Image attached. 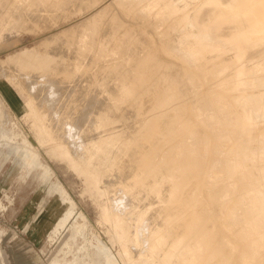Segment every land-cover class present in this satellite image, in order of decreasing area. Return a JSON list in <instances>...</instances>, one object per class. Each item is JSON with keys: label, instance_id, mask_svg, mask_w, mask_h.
Returning <instances> with one entry per match:
<instances>
[{"label": "rangeland", "instance_id": "374dc122", "mask_svg": "<svg viewBox=\"0 0 264 264\" xmlns=\"http://www.w3.org/2000/svg\"><path fill=\"white\" fill-rule=\"evenodd\" d=\"M146 1V5L144 4L146 8L148 5H152L154 4L153 2H156V0ZM125 2H128L126 3L127 5L125 4ZM263 2L264 0H260L259 2H257V4ZM129 4L130 1H121L114 4L112 3V0H0V22L3 23V25L0 26V98L3 100V107L0 110V264H143L138 252V257L136 256V250L132 246L131 239L124 237V233L120 227L121 225L113 221L111 218L113 209V195L108 193L109 189L107 187L106 181H104L106 179L103 174L98 173L97 176H92V174L90 173H85L78 166L76 158L70 151L69 147L64 144L62 140L60 141V147L54 145L53 136L49 135V133L47 132L46 120L49 111L51 114L50 119L52 118L54 120V124L56 123L58 125L59 122H63V126L66 128L60 131L63 135L66 136L71 133H80L79 127L83 125V117L88 118L90 115V93L92 91L94 98H98L97 101L99 100L98 102L95 101L96 99L94 100L95 103H97L95 108L97 111V107L101 105L100 101L102 99L105 102L109 100H112L114 102L119 98V104L124 107L122 108V111L123 113H125H121L120 115L122 117H125L121 119L123 121V124L118 123V125H121V128L122 126H125L127 128L130 127L129 129L130 131L132 129V134L135 132L132 137L135 138L136 134L137 137H139V142L136 144V148L139 151V156L143 158H139V165H143V167L145 166V170L147 171L153 169V174L164 172V175L167 173L166 175H169L170 177L174 175L177 177L175 179L178 182L175 183L174 181L173 185L174 199L172 198L170 205L168 203L165 206V210L167 213L168 211L173 209L169 212V223L172 226H175L177 222L176 225L179 224L178 226H180L181 224L182 227L184 224L183 228L185 229L186 227V231H188L187 234L190 236L189 238L187 237V240L195 237H207V246L203 250L204 252L202 251L203 257L207 258L204 259L202 257V264H225L228 262H230L231 264L233 263L232 261H234L235 264L236 262H243L241 264H264V254H261L264 253V213L263 211H260L259 213L254 215L255 213L253 211L261 208L262 206L259 202L256 201L257 198H260L258 193H254L252 191V189L254 188L253 179H255L253 171L251 172L250 170H248L249 166H246L248 165V161L244 160V157L249 155L252 160H254L258 165V168L261 169L262 167H264L263 147L256 146L254 151L246 148V146L252 145V140L257 136L256 134L257 132L259 133V130L263 129L261 131L264 132V123H262L263 127L260 124L257 128H247L246 130V126L245 124H243L245 121L244 119L243 121L241 120L243 118L241 117V108L243 111L250 114V111L252 110H260L264 102L263 83L261 81V78L264 75V43L244 40L243 37L238 35V33L235 34L234 32H232V26H227L223 31V34L225 36L232 37V40L218 41V36L216 35L218 23H214L209 26V30L212 36L215 37L214 42L227 48L225 49L224 55H222V58H212L206 65H203L204 67H202L198 63L192 62L193 64H191L188 58L186 57V61L184 58L185 56L183 57L182 54L183 51H188L190 47L189 43L191 42V40L188 37V32L179 34V40L175 43V33L178 32L179 25L173 23V20L171 22V18L169 17V15L158 14L157 12L153 13L154 15H151L149 8H147V10L145 9L146 11L142 10L143 5H140V2V11L139 8H137L136 4V7L135 5L129 7ZM5 5L7 6L6 9H4ZM126 7L127 9L125 10ZM99 10H102L103 12L99 17L94 19L93 15ZM108 10L110 12H108ZM32 11L34 13H32ZM111 11L113 14L111 13ZM146 12L148 13L146 14ZM209 13L210 10H206V15L202 17V21H208L207 16L209 15ZM122 15L123 17L121 18ZM131 15H133L134 17ZM31 16L33 17L31 18ZM165 16L168 18V20H170L169 22H167L168 20H166L167 18ZM106 19L107 21H105ZM131 21H133V25L130 24ZM128 22H130V26L128 25ZM152 27H154V29ZM234 28L236 27L234 26ZM107 29L109 30L108 35ZM150 32L151 34H149ZM126 33L128 34V37L125 35ZM152 33L154 36L152 35ZM132 34H134V36ZM53 35H58L57 40ZM48 37H51L50 40H52V43L49 39L48 41L45 40ZM117 38H120L121 40ZM125 39L126 42L123 43ZM118 40L120 43L119 46L118 43L116 44ZM44 41L47 42V44L49 43V45L47 48L45 47L46 49L44 51H42L38 60L42 61V57L44 58L48 56L50 61L48 65L45 66L40 63H32L33 60L10 62L4 64V61H6L10 56L21 54L25 51L30 52L35 49V47L38 48V45L39 47H41ZM101 45L104 48L103 52H101ZM174 46H176L175 49ZM122 47L124 50L122 49ZM161 47L162 50H160ZM172 48L173 50H178L179 52L173 51ZM177 52L178 54L176 55ZM164 54L165 57L162 56ZM239 56H241L248 62H255L257 64L255 68L258 71L257 73H253L251 75L247 74L246 77L244 76V78L246 79L245 85L244 82L240 84L238 90V92H240L241 94L238 93V97H234L235 93L232 94L231 92L225 91L222 86L226 81V77L229 76V79H231L230 75L232 76V74L235 73L234 71L236 69V63L235 65H233L234 63L230 62L231 60H228L229 57H231L233 59L232 61L234 62L236 59H238ZM181 57H183V59ZM224 57L227 60H225ZM163 59L165 60V62L168 61L167 63L170 68H168V65L164 63ZM144 60L145 62H142ZM194 60L199 61V58L195 57ZM215 61H218V65ZM214 62L216 63V66H214ZM159 63L163 65H160ZM170 64L172 66H170ZM103 65L107 67L105 68ZM133 65L136 66L135 69L133 68ZM164 65L165 67H167L165 68ZM111 66L112 68H110ZM208 66H210L209 69ZM211 67L213 68L210 69ZM215 67L216 70L214 71ZM229 67L231 68V70L229 69ZM106 69L107 75H105V79L104 75H101L102 73H104L103 71H106ZM130 70L132 71L130 75L129 73L126 74V72H130ZM192 70L193 73H191ZM159 72L161 74L165 72L166 74L161 75ZM230 72H232V74ZM139 73L141 74L139 75ZM210 73L213 74L211 75ZM121 74L124 75V77L126 76V80ZM160 75L162 76L161 78L158 77ZM186 75H188L187 77L190 81L188 82L189 84L186 83ZM101 77L103 78L101 79ZM208 77L210 78L209 81L212 80V83L213 81L217 82V87L215 82L214 84H212L208 81ZM213 77L215 78V80H213ZM233 78H235L234 75L232 79ZM120 79L122 80V82L125 80L126 83L124 81L123 84H121L122 82ZM146 79L147 81L145 83ZM217 79H220L222 81H217ZM136 80L138 81L136 82ZM176 81L177 84H175ZM220 82L222 83L220 84ZM117 83L118 85H116ZM132 83H134V86L132 85ZM149 83L151 84V88ZM161 83L164 86L166 85L165 87L167 88H164V86L162 87ZM178 84H180V86ZM108 86L109 89L107 88ZM176 86H178L179 91L178 89H176ZM113 87L118 90L117 95H119V97H115L117 90ZM203 87L206 89H203ZM147 88L150 91L147 90ZM184 88L185 92L183 91ZM120 89L122 92H120ZM132 89L136 90L132 91ZM207 89H209L210 91ZM258 89H260V92ZM76 90H78V92H76ZM97 90L100 91L98 92ZM200 90L201 92L203 91V93L205 92V90L209 92H205V94L202 93L201 96ZM251 90L253 92H249ZM198 91L200 95L199 98L197 95ZM219 91H222L221 93L224 92V94L218 93ZM162 92L165 96L162 94ZM137 93L139 94L138 99H136L138 96ZM140 93L142 97H140ZM190 93H194L193 98L197 95L196 99L191 98ZM94 94L98 95V97ZM170 94L176 96H172ZM231 94L233 96H231ZM30 95L37 97L42 102L43 107H40L37 103L29 104L31 99ZM168 95L170 96L167 98ZM203 95H206V97L204 98ZM208 95L210 97H208ZM187 96L193 99V101H190L189 99L187 102ZM104 97L106 98V100H104ZM143 97L146 98L144 99V102L142 101ZM228 97L231 98V101H233L234 104H232L233 102H229ZM155 98L157 100H155ZM174 98L177 100V102ZM232 98L234 99L232 100ZM61 99L64 100V103H67L65 106H63V109L62 106L59 108ZM164 99L166 100L164 101ZM222 99L223 101L225 100L224 103ZM127 100L129 103H127ZM206 100L209 104L206 102ZM139 101L140 105H138ZM179 101L182 103V105H180L181 103L179 104ZM183 101H186V105ZM130 102H132V104L134 103V105L132 106ZM149 102L153 104L151 105ZM236 102H238L239 104ZM146 104L148 105V107ZM173 104L175 105V107ZM187 104L189 105V108ZM215 104L218 105L216 106ZM170 105L173 106L170 107ZM213 105H215L216 108ZM138 106H140L142 110L138 109ZM150 107L152 108V110ZM166 107H170L171 110L169 109V111H167L168 108ZM46 108L48 109V111ZM125 108L126 110H128V108L131 109L132 111H134V113L131 110L126 111ZM59 109L61 114H59ZM84 109L86 110V113L85 111H83ZM177 109L179 112L177 111ZM190 109L194 112H191ZM96 110L95 112H97ZM161 110L162 113H160ZM187 110L190 113H188ZM231 111L232 113H230ZM70 112L75 115V119L73 122H70L67 119V116L71 114ZM127 112L130 114H128ZM149 112L150 115H152L151 117L149 115ZM3 113L4 115H6L4 116ZM126 113L128 115H126ZM132 114L136 115L134 116L136 118H134ZM52 115H55V118ZM129 115L134 118V120L132 121L133 123L130 121L133 118H131V116ZM157 115H159L158 119ZM172 115H174V117ZM186 115H188V119H186ZM143 117L146 119L143 120ZM147 117L149 119H147ZM203 117H205V119L207 120H205ZM155 118L157 119V121ZM175 119H178V121H176ZM38 120L39 123H37ZM193 120H195V122H193ZM117 121H119V119ZM137 121L140 123H138ZM164 121H166L167 123L165 122L164 124ZM172 121H174L173 124L171 123ZM237 121L240 122L238 123ZM113 122L116 121L113 120ZM142 123H145L146 125L143 127ZM175 123H177L176 125L179 126H176ZM147 125L150 129H148ZM155 125L158 126L155 127ZM133 126L136 127L134 132ZM171 127H173L174 129ZM201 127H204L205 130L203 131ZM151 129L153 130V132ZM201 129L203 131L201 133L202 135L203 133L206 135L208 132L209 134H207L206 136L204 135V137L201 134H199L201 137L198 134H195V136L199 137V139L193 136L195 133L194 131H199L200 133ZM169 130H171L172 132ZM185 131L186 133L190 134L184 133ZM229 131H232L230 132L232 133L231 135L230 133H228ZM237 131L240 133L237 134ZM182 132L186 135L184 136ZM249 132L250 134L247 135V133ZM180 133L182 135H180ZM217 133L219 137L217 136ZM235 133L238 136L235 135ZM143 134H147L146 137L142 136ZM167 134L170 135L167 136ZM243 134L247 137H244ZM155 136L156 139H154ZM179 136H182V139L179 138ZM211 136L214 139V141H212L213 144L211 143ZM147 137L149 138L146 139ZM248 137H250V140L248 139ZM24 139L28 140L33 148L38 152L41 164L33 162V155L29 154L28 147L25 145ZM144 139L146 141H144ZM149 139H151V142ZM64 140H70V138H64ZM163 140L166 143H164V145ZM188 140H190L191 142ZM198 140V143L200 144H197L196 141ZM170 142H172L173 145ZM145 143V146H140V151L139 145H144ZM231 144H233V146H231ZM152 145H154V147ZM158 145H162L161 149H158L160 148ZM170 145H172V147ZM188 145L191 147V150H189L190 147H188ZM199 145L200 148H198ZM212 146H214V149ZM152 148H156L155 150L157 152ZM175 149L178 150L176 151ZM226 149L230 150L227 151ZM210 150L211 152L209 154ZM169 151L173 152L171 153ZM150 152H153L152 154L154 156ZM140 153H142V156L140 155ZM189 154H192V157ZM168 155L171 157H169ZM208 156L210 159L208 158ZM146 158L149 159L148 164L151 159V164L147 165V161L144 162V159L147 160ZM192 158L193 160H195V158L197 159L195 160V163ZM166 159L169 160V162ZM181 159L183 161H181ZM176 162H178L177 165H180L179 167H177ZM179 162L182 164H179ZM184 163L185 165H188L187 167L189 168H187ZM188 163H191V165ZM192 163L195 164V166L192 165ZM197 165H199V167ZM183 166L187 168L186 171ZM193 166L197 170L194 169ZM153 167L159 169H154ZM204 169L208 172V174H206L207 172ZM214 169H216L217 171ZM210 170H214L216 172ZM222 170H224V172ZM240 173H242V175L244 174L243 177L242 175H240ZM215 174L216 176H214ZM249 174L251 176H249ZM150 176L151 177L149 178L148 175L147 178L152 179L153 175L150 174ZM179 176L180 178H178ZM188 178H190L191 180H188ZM237 179L241 180V182H238ZM197 180L200 184H202L200 185ZM206 180L207 182H204ZM56 182L60 183V185H62L66 189L67 193L72 199L75 209L70 207L71 205L69 202L63 201L62 195L58 190H56ZM194 183L195 185H191ZM236 183H238L239 185ZM178 184H180V186ZM183 184L184 186L185 184L186 186H189V193L188 189H186V186L184 187ZM235 185H237V187ZM241 188H245L244 191L246 192L244 193ZM246 188L249 190H247ZM202 189L204 190V192L207 190L205 194H209H207L208 196H206V198H204L205 195H203V193L201 194V192L203 191ZM211 194L214 195V197ZM110 196L112 198H110ZM238 196H241V200L243 199L242 201L245 203H242V201L239 200L240 198ZM209 198L212 200H209ZM207 200L209 202L211 201L209 205V202ZM215 200L218 201H216L217 205L215 204ZM213 204L215 205V207ZM127 205L128 203L125 200L124 196L121 193H118L115 196V206L117 209H119L118 211H121V208ZM168 205L170 206V208ZM212 206L214 210H212ZM216 206H218V208ZM204 207L207 208L205 209ZM216 208L218 209V211ZM236 208L237 210L235 211L234 209ZM198 209H201L202 212ZM186 211L189 214L186 213ZM261 212L262 214H260ZM79 213L83 216H79ZM173 213L175 214L173 215ZM210 213L213 214H211L212 217L210 216V219H208L207 216H209ZM217 213L220 217H217L218 215L215 216V214ZM230 213L232 215L234 214L235 216H231ZM247 215L249 216L247 217ZM252 215L256 217H254L253 219V217H251ZM228 216H231L235 219H232L231 217L229 219ZM190 217L193 219L196 217V219L194 220L195 224L199 219L197 222L198 225H194V221H192L193 219L189 220ZM215 218H217V220L220 218L218 220L219 224L217 223L218 221ZM221 218L222 222H220ZM223 218L225 219V222L227 221L226 223H224V226ZM202 223L204 225L200 227ZM214 223H217L218 225ZM211 224L213 225L211 226L212 228L210 227ZM218 227V230H220L219 233L217 230ZM222 229L223 232H221ZM224 229L226 230V233H231H228L229 235H231V238L234 237L232 240L238 239L237 241L235 240V242L241 243L242 247L240 244H236L231 239L229 240L228 238L230 237L227 236L228 234L225 235L226 233H224ZM238 229L239 231H241V233H239ZM198 230L199 232L197 233ZM218 234L219 236H217ZM222 234L227 237L225 238V236H222ZM248 234H251V236ZM220 235L222 236V238ZM211 236L213 239L211 238ZM241 237L243 238V240ZM214 239L216 242L215 245L213 241ZM245 239H248L250 242H247L248 240ZM216 240L218 241V243ZM222 241L229 249L224 246V243ZM249 246H251L252 249ZM130 247L131 249H133L131 250ZM105 248L109 251L108 255L106 254ZM215 248L217 249L215 250ZM242 249L245 250L246 253L243 252ZM239 250H241V255L240 252L238 253ZM133 251L135 252L133 253ZM209 252L213 254L210 255ZM207 253L209 254V256L207 255ZM227 253L229 254L228 257ZM238 254L239 257L237 256ZM208 257H210L211 259H208Z\"/></svg>", "mask_w": 264, "mask_h": 264}, {"label": "bare ground", "instance_id": "6f19581e", "mask_svg": "<svg viewBox=\"0 0 264 264\" xmlns=\"http://www.w3.org/2000/svg\"><path fill=\"white\" fill-rule=\"evenodd\" d=\"M8 1V0H7ZM81 1V0H80ZM104 1V0H103ZM121 1H130V4H129V7L130 6H132V5H137V8H139V2H140V5L142 4L143 6H142V10H147V8H149V11H150V13H151V15L153 14V13H155V12H157L158 14H164V15H169V17L171 18V22H172V20L174 21L173 23H176V25L178 24L179 25V30H178V32L177 33H175L176 34V36H175V39H174V41H175V43L176 42H178V40H179V34H182V33H186V32H188V37L190 38V40H191V42L189 43L190 44V47H189V49H188V51H186V52H182V54H183V57L185 58V60L187 61V59H186V57L188 58V60L190 61V63L191 64H193V63H198L199 65H201L202 67H204L203 65H206L212 58L214 59V58H217V57H221L222 58V55H224V53H225V49H227L226 47H224V46H222V45H219V44H217L216 42H214V39H215V37L214 36H212V34H211V32H210V30H209V26L210 25H212V24H214V23H218L217 24V39H218V41H220V40H225V41H231L232 40V37H228V36H225L224 34H223V31H224V29L227 27V26H232V32H234L235 34L236 33H238V35L239 36H241V37H243V39L244 40H246V41H250V42H258V43H264V2L263 3H260V4H257V2H259L260 0H156V2H153L154 4H152V5H148L147 6V8L144 6V4H145V1L146 0H112V3H114V4H116L117 2H121ZM12 2V1H11ZM147 2V1H146ZM126 3H128V2H125V4ZM88 4V3H87ZM7 5V4H6ZM4 6V9H6V7L7 6ZM48 5V4H47ZM76 5V4H75ZM99 5V4H98ZM110 5V4H109ZM127 5V4H126ZM136 5H135V7H136ZM146 5V4H145ZM51 6V5H50ZM16 7V6H15ZM86 7V6H85ZM112 7V6H111ZM21 8V7H20ZM63 8V7H62ZM109 8V7H108ZM41 9V8H40ZM51 9V8H50ZM66 9V8H65ZM69 9V8H68ZM127 9V7L125 8V10ZM7 10H8V8H7ZM89 10V9H88ZM113 10V9H112ZM116 10V9H115ZM141 10V11H142ZM145 10V11H146ZM206 10H210V13H209V15L207 16L208 17V21H202V17H204L206 14ZM43 11V10H42ZM45 11V10H44ZM64 11V10H63ZM117 11V10H116ZM119 11V10H118ZM139 11H140V8H139ZM103 11L102 10H99L98 12H96L94 15H93V18L94 19H96L97 17H99L100 15H101V13H102ZM108 12H110L109 10H108ZM120 12V11H119ZM125 12H127V11H125ZM138 12V11H137ZM0 13H1V11H0ZM5 13V12H4ZM32 13H34L33 11H32ZM46 13V12H45ZM111 13H112V11H111ZM123 13V12H122ZM148 12H146V14H147ZM19 14H20V10H19ZM30 14V13H29ZM113 14V13H112ZM128 14V13H127ZM145 14V15H146ZM3 15V14H2ZM91 15V16H92ZM121 15V14H120ZM119 15V16H120ZM138 15V14H137ZM145 15H143V16H145ZM154 15V14H153ZM112 16V15H111ZM131 16H133V15H131ZM20 17H21V15H20ZM33 16H31V18H32ZM123 17V15L121 16V18ZM134 17V16H133ZM147 17V16H146ZM155 17H157V16H155ZM166 17V16H165ZM19 18V17H18ZM30 18V19H31ZM35 18V17H34ZM45 18V17H44ZM69 18V17H68ZM91 18V17H90ZM107 18H108V16H107ZM167 18V17H166ZM52 19V18H51ZM87 19V18H86ZM135 19H136V17H135ZM135 19H134V21H135ZM156 19H158V18H156ZM20 20V19H19ZM47 20H48V18H47ZM92 20V19H91ZM131 20V19H130ZM150 20V19H149ZM166 20H168V18L166 19ZM105 21H107V19L105 20ZM105 21H104V23H105ZM136 21H138V20H136ZM170 20H168L167 22H169ZM17 22H18V20H17ZM123 22V21H122ZM140 22V21H139ZM142 22V21H141ZM170 22V23H171ZM108 23V22H107ZM129 23L130 22H128V25H129ZM133 23V21H131V23L130 24H132ZM120 24H121V22H120ZM136 24V23H135ZM134 24V25H135ZM138 24V23H137ZM1 25H3V23L2 22H0V26ZM58 25V24H57ZM133 25V24H132ZM147 25V24H146ZM170 25V24H169ZM15 26H16V24H15ZM14 26V27H15ZM19 26V25H18ZM32 26V25H31ZM34 26V25H33ZM85 26V25H84ZM130 26V25H129ZM145 26V25H144ZM234 26L236 27V28H234ZM13 27V26H12ZM81 27V26H80ZM79 27V28H80ZM108 27V26H107ZM137 27V26H136ZM128 28V27H127ZM153 29H154V27H152ZM234 28V29H233ZM247 28H249V29H247ZM15 29V28H14ZM67 29V28H66ZM125 29H126V27H125ZM148 29H149V27H148ZM151 30V29H150ZM108 29H107V35H108ZM140 31V30H139ZM80 32H81V30H80ZM72 33V32H71ZM77 33H78V31H77ZM105 33H106V29H105ZM149 34H151V32L149 33ZM1 35V34H0ZM69 35H70V33H69ZM106 35V34H105ZM126 36L128 35L127 33L125 34ZM124 35V36H125ZM133 36H134V34H132ZM152 35H153V33H152ZM157 35V34H156ZM167 35V34H166ZM54 36V35H53ZM57 36L58 35H55L54 37H56V40H57ZM77 36V35H76ZM125 36V37H126ZM139 36V35H138ZM154 36V35H153ZM182 36V35H181ZM59 37H60V35H59ZM72 37V36H71ZM102 37V36H101ZM128 37V36H127ZM126 37V38H127ZM173 37H174V35H173ZM51 38V37H50ZM50 38L48 37V38H44L45 40H47L48 41V39L50 40ZM73 38V37H72ZM103 38V37H102ZM238 38V37H237ZM59 39V38H58ZM64 39V38H63ZM117 39H120V38H117ZM129 39H130V36H129ZM60 40V39H59ZM121 40V39H120ZM150 40V39H149ZM51 41V43H52V40H50ZM54 41H55V38H54ZM71 41V40H70ZM124 41V40H123ZM147 41H148V38H147ZM154 41V40H153ZM68 42H69V39H68ZM126 42V39H125V41L123 42V43H125ZM146 42V41H145ZM151 42H152V40H151ZM167 42V41H166ZM42 43V42H41ZM71 43V42H70ZM118 43V46L120 45V43H119V40L116 42V44ZM46 44H47V42H45L44 41V43L41 45V47H39V45H38V48L37 47H35V49H33L32 51H25V52H23V53H21V54H16V55H13V56H10L6 61H4V64L5 63H10V62H21V61H25V60H33L32 61V63H40V64H42V65H48V63L50 62L49 61V58H48V56H46V57H42V61H39L38 60V58L40 57V55H41V53H42V51H44L47 47H48V45H49V43L47 44V46H46ZM106 44H107V40H106ZM122 44V43H121ZM127 44V43H126ZM149 44H150V42H149ZM157 44V43H156ZM155 44V45H156ZM165 44V43H164ZM178 44V43H177ZM124 45V44H123ZM158 45V44H157ZM239 45V44H238ZM166 46V45H165ZM46 47V48H45ZM132 47V46H131ZM152 47V46H151ZM178 47V46H177ZM100 48H101V52H103L104 51V48L102 47V45L100 46ZM116 48V47H115ZM118 48V47H117ZM171 48V47H170ZM169 48V49H170ZM176 48V46H174V49ZM78 49V48H77ZM122 49H123V47H122ZM127 49V48H126ZM134 49V48H133ZM180 49H181V47H180ZM66 50H67V46H66ZM124 50V49H123ZM122 50V51H123ZM160 50H162V47L160 48ZM172 50H173V48H172ZM76 51V50H75ZM173 51H175V50H173ZM172 51V52H173ZM176 51H178V50H176ZM175 51V52H176ZM84 52V51H83ZM132 52V51H131ZM162 52V51H161ZM164 52V51H163ZM179 52V51H178ZM178 52L176 53V55L178 54ZM124 53H125V51H124ZM130 53V52H129ZM137 53H138V51H137ZM68 54V53H67ZM72 54H73V52H72ZM154 54V53H153ZM159 54H161V53H159ZM166 54V53H165ZM165 54L164 55H162L163 57H165ZM227 54V53H226ZM225 54V55H226ZM145 55V54H144ZM143 55V56H144ZM173 55H174V53H173ZM229 55V54H228ZM227 55V56H228ZM233 55V54H232ZM92 56V55H91ZM161 56V55H160ZM166 56H168V55H166ZM169 56H172V55H169ZM179 56V55H178ZM180 56H182V55H180ZM226 56V57H227ZM235 56V55H234ZM64 57H66V56H64ZM174 57V56H173ZM176 57V56H175ZM183 57H181L182 59H183ZM195 57H198L199 58V61H195L194 60V58ZM34 58V59H33ZM76 58V57H75ZM91 58H93V57H91ZM130 58V57H129ZM181 58H180V60H181ZM225 58V57H224ZM236 58V57H235ZM128 59V58H127ZM126 59V60H127ZM160 59V58H159ZM165 59V58H164ZM163 59V60H164ZM169 59V58H168ZM138 60V59H137ZM155 60H156V58H155ZM223 60V59H222ZM221 60V61H222ZM225 60H227L226 58H225ZM228 60H231L230 62H232V63H234L233 65H235V63H236V69H235V73L234 74H232V72H230L231 74H232V76L230 75V78L231 79H229V76H227L228 77V80H227V77H226V83L224 82V84H223V86H222V88H224V90L225 91H228V92H231L232 94L233 93H235L234 94V97H238L237 96V94L238 93H240V92H238V90H239V86H240V84H242L243 82H244V85H245V81H246V79L244 78V76L246 77V75L248 74H253V73H257V71L258 70H256V68H255V66L257 65L255 62H248V61H246V60H244L241 56H239L238 57V59H236L234 62L232 61L233 59L231 58V57H229V59ZM84 61V60H83ZM90 61V60H89ZM184 61V60H183ZM185 61V62H186ZM189 61H188V63H189ZM137 62V61H136ZM142 62H145V60L144 61H142ZM168 61H166L165 62V60H164V63L166 64V65H168V63H167ZM171 62V61H170ZM182 62V61H181ZM193 62V63H192ZM216 63H217V65H218V61H215ZM214 62V63H215ZM220 62V61H219ZM226 62V61H225ZM228 62V61H227ZM91 63V62H90ZM162 63V62H161ZM161 63H159L160 65H163V64H161ZM174 63H176V62H174ZM173 63V64H174ZM180 63V62H179ZM213 63V64H214ZM216 63L214 64V66H216ZM229 63V62H228ZM108 64V63H107ZM139 64H141V63H139ZM138 64V65H139ZM146 64H147V62H146ZM151 64V63H150ZM150 64H149V66H150ZM181 64V63H180ZM179 64V65H180ZM88 65V64H87ZM143 65V64H142ZM177 65V64H176ZM179 65H178V68H179ZM184 65H185V63H184ZM187 65V64H186ZM224 65H227V64H224ZM223 65V66H224ZM229 65V64H228ZM104 66V65H103ZM134 66V65H133ZM159 66V65H158ZM170 66H172L171 64H170ZM175 66V65H174ZM173 66V67H174ZM181 66V65H180ZM211 66H212V64H211ZM220 66V65H219ZM105 68L107 67V66H104ZM114 67V66H113ZM164 67H165V65H164ZM167 67V66H166ZM165 67V68H166ZM209 67L210 66H208V69H209ZM222 67V66H221ZM232 67V66H231ZM110 68H112V66L110 67ZM115 68H116V66H115ZM134 69L136 68V66H134L133 67ZM154 68H155V66H154ZM153 68V69H154ZM168 68H170L169 67V65H168ZM182 68V67H181ZM189 68V67H188ZM213 67H211L210 69H212ZM220 68V67H219ZM218 68V69H219ZM235 68V67H234ZM94 69V68H93ZM137 69H138V67H137ZM136 69V70H137ZM161 69V68H160ZM183 69H184V67H183ZM229 69L231 70V68L229 67ZM111 70V69H110ZM113 70V69H112ZM135 70V71H136ZM170 70V69H169ZM185 70H186V68H185ZM184 70V71H185ZM216 70V67H215V69H214V71ZM119 71V70H118ZM134 71V70H133ZM162 71V70H161ZM180 71V70H179ZM205 71H206V69H205ZM213 71V70H212ZM104 73H102V75L101 76H103L104 75V77H105V79H106V76L105 75H107V69H106V71H103ZM132 71L130 70V72L129 71H127L126 72V74L127 73H129V75H130V73H131ZM163 72V71H162ZM177 72V71H176ZM181 72V71H180ZM190 72V71H189ZM113 73V72H112ZM124 73V72H123ZM135 73V72H134ZM160 73V72H159ZM183 73V72H182ZM187 73V72H186ZM191 73H193V70H192V72ZM208 73V72H207ZM216 73V72H215ZM114 74V73H113ZM118 74V73H117ZM120 74V73H119ZM125 74V75H126ZM141 73H139V75H140ZM155 74H156V71H155ZM161 74V73H160ZM162 74H166L165 72L164 73H162ZM161 74V75H162ZM200 74V73H199ZM202 74V73H201ZM211 74V73H210ZM213 74V73H212ZM211 74V75H212ZM100 75H98V76H100ZM108 75H109V73H108ZM111 75V74H110ZM122 75V74H121ZM137 75V74H136ZM145 75H146V73H145ZM158 76V77H162V76ZM173 75V74H172ZM233 75H234V77L235 78H233L232 79V77H233ZM123 77H124V75H122ZM188 75H186V77H187ZM193 76V75H192ZM203 76V75H202ZM122 77V78H123ZM126 77V76H125ZM125 77H124V79H125ZM134 77V76H133ZM154 77V76H153ZM164 77V76H163ZM176 77V76H175ZM201 77V76H200ZM103 77H101V79H102ZM121 78V79H122ZM129 78V77H128ZM127 78V79H128ZM136 78H137V76H136ZM140 78V77H139ZM157 78V77H156ZM190 78V77H189ZM203 78V77H202ZM100 79V80H101ZM109 79V78H108ZM120 79V80H121ZM123 79V80H124ZM186 79V78H185ZM184 79V80H185ZM187 79H188V77H187ZM186 79V83L187 84H189L188 82H190L189 81V79L187 80ZM209 77H208V81H209ZM98 80V79H97ZM126 80V79H125ZM124 80V81H125ZM151 80V79H150ZM157 80V79H156ZM163 80H164V78H163ZM204 80V79H203ZM202 80V81H203ZM213 80H215V78L213 77ZM218 80H220V79H217V81ZM123 81V82H124ZM135 81V80H134ZM133 81V82H134ZM138 80H136V82H137ZM146 81H147V79L145 80V83H146ZM206 81V80H205ZM212 81V80H211ZM211 81H209V82H211ZM220 81H222V80H220ZM223 81H224V79H223ZM261 81H262V83H263V90H264V75H263V77L261 78ZM121 82H122V80H121ZM123 82L121 83V84H123ZM174 82V81H173ZM172 82V83H173ZM181 82V81H180ZM214 82L216 83V87H217V82L216 81H213V83L212 84H214ZM125 83H126V81H125ZM152 83V82H151ZM183 83H184V81H183ZM222 82H220V84H221ZM130 84V83H129ZM134 83H132V85H133ZM150 84V83H149ZM162 84V83H161ZM175 84H177V81H176V83ZM203 84H204V82H203ZM219 84V85H220ZM116 85H118V83L116 84ZM132 85H130V86H132ZM157 85V84H156ZM179 86H180V84H178ZM219 85H218V87H219ZM75 86H77V85H75ZM120 86V85H119ZM134 86V85H133ZM136 86V85H135ZM164 85L162 84V87H163ZM166 86V85H165ZM164 86V88H167V87H165ZM187 86V85H186ZM191 86V85H190ZM189 86V87H190ZM209 86H211V85H209ZM87 87V86H86ZM177 88L176 89H178V91H179V88H178V86H176ZM192 87V86H191ZM194 87V86H193ZM196 87V86H195ZM205 87V86H204ZM203 87V89H206V88H204ZM85 88V87H84ZM88 88V87H87ZM108 89H109V86L107 87ZM112 88V87H111ZM113 88H115V87H113ZM120 88V87H119ZM133 88H135V87H133ZM145 88H146V86H145ZM145 88H142V89H145ZM150 88H151V84H150ZM153 88V87H152ZM155 88V87H154ZM164 88H163V90H164ZM188 88V87H187ZM199 88V87H198ZM116 89V88H115ZM114 89V90H115ZM182 89V88H181ZM202 89V90H203ZM86 90V89H85ZM88 90V89H87ZM94 90V89H93ZM107 90V89H106ZM117 90V89H116ZM133 90H136V89H132V91ZM147 90H149L148 88H147ZM157 90V89H156ZM191 90H192V88H191ZM207 90H209V89H207ZM255 90V89H254ZM259 90V92H260V89H258ZM258 90H256V91H258ZM263 90H261V91H263ZM98 91V90H97ZM96 91V92H97ZM100 91V90H99ZM98 91V92H99ZM110 91V90H109ZM113 91V90H112ZM150 91V90H149ZM159 91V90H158ZM169 91V90H168ZM183 91L185 92V88L183 89ZM187 91V90H186ZM204 91V90H203ZM203 91L201 92V90H200V92H201V96H202V93H203ZM210 91V90H209ZM209 91H206L205 90V92H209ZM75 92V91H74ZM76 92H78V90H76ZM83 92H84V89H83ZM93 92V91H92ZM90 93L91 94V100H90V103H91V109H90V111H89V113H90V115H89V117L88 118H85V117H83V122H82V126L81 127H79V130H80V133H77V134H69V135H63L60 131H62L65 127L63 126V122H59V124L57 125L56 123L54 124V120L51 118L50 119V116H51V114H50V112L48 111V109H47V111H48V117H47V120H46V128H47V132L49 133V135H52L53 136V138H54V142H53V144L54 145H56V146H58V147H60V141L62 140V142L64 143V144H66L68 147H69V149H70V151L72 152V154L75 156V158H76V161H77V164H78V166L85 172V173H90V174H92V176H97V174L98 173H102L103 174V176L105 177V179L106 180H104V181H106V184H107V187H108V189H109V191H108V193H110V194H112L113 195V209H112V214H111V218H112V220L113 221H115V222H117V223H119L121 226V230L123 231V235H124V237L125 238H130L131 239V243H132V246L134 247V249L136 250V256L138 255L137 254V252L139 253V257H141V260H142V263L143 264H200V261H201V264L203 263L202 262V260L201 259H203L204 257H203V254H202V251L205 249V247L207 246V237H205V236H203V237H195V238H191V239H189V240H187V237L189 238L190 236L187 234L188 233V231H186V227H185V229L183 228L184 227V224H183V227L181 226V224H180V226H178V225H176L177 224V222H176V224H175V226L173 225H171L170 223H169V212L170 211H172V210H170V211H168V209H167V213H166V210H165V206L169 203V205H170V202H171V200H172V198H173V196H174V191H173V185H174V181H175V183L176 182H178V181H176V179L175 178H177L175 175L174 176H172V177H170L169 175H164V172H162V173H159V174H157V173H154L153 174V169H150V170H145V166L143 167V165L141 166V165H139V158H141L140 156H139V151L137 150V148H136V144L139 142V137H137V134H136V137L135 138H133L132 136H133V134H135V132H134V130H135V128L136 127H134L133 126V134H132V129H131V131H130V127L129 128H127V127H125V126H122V128H121V125H118V123H122L123 124V121L121 120L122 118H124V117H122L120 114L121 113H123V111H122V108H124L121 104H119V98L116 100V101H112V100H109V101H107V102H105V101H103V99L100 101V104L101 105H99L98 107H97V109H98V111L95 109L96 108V104L97 103H95V101H97V99L96 98H94V96H93V93ZM97 92V93H98ZM117 92H118V90L116 91V95H115V97H119V95H117ZM120 92H122L121 91V89H120ZM141 92V91H140ZM144 92H147V91H144ZM152 92H153V89H152ZM155 92V91H154ZM171 92V91H170ZM180 92H181V90H180ZM188 92V91H187ZM191 92V91H190ZM193 92H194V90H193ZM205 92L203 93V94H205ZM222 92V91H221ZM220 91L218 92V93H221ZM249 92H253L252 90L251 91H249ZM101 93V92H100ZM151 93V92H150ZM166 93V92H165ZM177 93V92H176ZM114 94V93H113ZM138 94V93H137ZM143 94V93H142ZM154 94V93H153ZM162 94H163V92H162ZM169 94V93H168ZM184 94V93H183ZM191 94V93H190ZM190 94H189V96H190ZM196 94V93H195ZM209 94V93H208ZM210 94H211V92H210ZM221 94H224V92L223 93H221ZM231 94V96H233ZM241 94V93H240ZM67 95H68V93H67ZM94 95H96V94H94ZM102 95V94H101ZM146 95V94H145ZM144 95V96H145ZM164 95V94H163ZM170 95H172V94H170ZM170 95H168L167 96V98L170 96ZM179 95H181V94H179ZM193 95H194V93H192L191 94V98H193ZM198 98L200 97V95H199V91H198ZM196 95V96H197ZM217 95V94H216ZM220 95V94H219ZM227 95V94H226ZM239 95V94H238ZM31 96V95H30ZM70 96V95H69ZM97 97H98V95H96ZM128 96H129V94H128ZM158 96V95H157ZM165 96V95H164ZM172 96H176V95H172ZM189 96H187V102H188V100L190 99V101L192 100L193 101V99L195 98L196 99V96H194V98L193 99H191V98H189ZM99 97H100V95H99ZM134 97V96H133ZM138 97H139V94H138V96H137V98L136 99H138ZM140 97H142L141 96V93H140ZM203 97L205 98L206 97V95L204 96L203 95ZM208 97H210L209 95H208ZM151 98H152V96H151ZM211 98H213V97H211ZM210 98V99H211ZM216 98V97H215ZM229 98V97H228ZM88 99V98H87ZM96 99V100H95ZM132 99V98H131ZM136 99H134V100H136ZM140 99V98H139ZM144 99H146V98H144L143 97V102H144ZM147 99H148V97H147ZM154 99V98H153ZM163 99V98H162ZM175 99V98H174ZM173 99V100H174ZM186 99V98H185ZM203 99V98H202ZM210 99H208V100H210ZM234 98H232V100H233ZM236 99V98H235ZM258 99V98H257ZM95 100V101H94ZM104 100H106V98L104 97ZM155 100H157L156 98H155ZM166 99H164V101H165ZM176 100V99H175ZM199 100V99H198ZM197 100V101H198ZM204 100V99H203ZM227 100V99H226ZM229 100V102H233V101H231V98H229L228 99ZM99 101V100H98ZM97 101V102H98ZM146 101V100H145ZM200 101V100H199ZM222 101H223V99H222ZM225 101V100H224ZM224 101H223V103H224ZM234 101H236V100H234ZM263 101H264V96H263ZM176 102H177V100H176ZM184 102V104L186 105V101H183ZM206 102H207V100H206ZM211 102V101H210ZM33 103H37L40 107L42 106L43 107V104H42V102L37 98V97H35V96H31V99H30V102H29V104H33ZM127 103H129L128 102V100H127ZM131 104H132V102H130ZM137 103V102H136ZM150 103V102H149ZM181 102L179 101V104H180ZM197 103V102H196ZM201 103V102H200ZM204 103H205V101H204ZM208 103V102H207ZM236 103H238V102H236ZM67 103H64V100L63 99H61L60 100V103H59V108L62 106V109H63V106H65ZM151 104V103H150ZM153 104V103H152ZM151 104V105H152ZM175 104V103H174ZM173 104V105H174ZM189 104V103H188ZM187 104V105H188ZM190 104H191V102H190ZM189 104V105H190ZM192 104H194V103H192ZM209 104V103H208ZM208 104H205V105H208ZM212 104V103H211ZM214 104V103H213ZM232 104H234V102L232 103ZM239 104V103H238ZM134 105V103L132 104V106ZM138 105H140V101H139V103H138ZM147 105V104H146ZM164 105V104H163ZM172 105V106H173ZM180 105H182V103L180 104ZM189 105H188V108H189ZM200 105V104H199ZM201 105H203V104H201ZM216 105V104H215ZM215 105H213V106H215ZM218 105V104H217ZM216 105V106H217ZM236 105V104H235ZM126 106V105H125ZM132 106H131V108H132ZM144 106V105H143ZM171 105H170V107H172ZM184 106V105H183ZM182 106V107H183ZM216 106H215V108H216ZM238 106V105H237ZM3 107V100L0 98V110H1V108ZM135 107H137V106H135ZM147 107H148V105H147ZM152 107V106H151ZM150 107V108H151ZM170 107H166V108H168V110L167 111H169V109L171 110V108ZM174 107H175V105H174ZM173 107V108H174ZM179 107H181V106H179ZM191 107V106H190ZM203 107V106H202ZM209 107V106H208ZM90 108V107H89ZM186 108V107H185ZM219 108V107H218ZM61 109V110H62ZM138 109H141L140 108V106H138ZM137 109V110H138ZM260 109V108H259ZM95 110L97 111V112H95ZM125 110H126V108H125ZM129 110H131V109H129L128 108V110H126V111H129ZM142 110V109H141ZM151 110H152V108H151ZM189 110V109H188ZM187 110V111H188ZM207 110V109H206ZM210 110H211V108H210ZM219 110V109H218ZM233 110V109H232ZM59 111V114H61L60 113V109L58 110ZM83 111H85V113H86V110L84 109ZM120 111H122V112H120ZM132 111V110H131ZM135 111H136V108H135ZM156 111V110H155ZM166 111V110H165ZM166 111V112H167ZM175 111V110H174ZM173 111V112H174ZM177 111H178V109H177ZM190 111L192 112L193 110H191L190 109ZM230 111V110H229ZM3 112V111H2ZM73 112V111H72ZM72 112H70L71 114H69L68 116H67V119H68V121H70V122H73L74 121V119H75V115L72 113ZM81 112H82V110H81ZM120 112V113H119ZM133 113H134V111H132ZM152 112V111H151ZM179 112V111H178ZM194 112V111H193ZM234 112V111H233ZM239 112H240V109H239ZM241 117H243L241 120L243 121V119H244V123L243 124H245V126H246V130H247V128H250V129H252V128H257L260 124H261V126H262V123H264V102H263V105L261 106V109L260 110H258V111H254V110H252V111H250V114L249 113H246L245 111H243L242 110V108H241ZM4 113H6V112H4ZM4 113H3V115H4ZM119 113V114H118ZM128 113V112H127ZM126 113V115H128V114H130V113H128L127 114ZM136 113V112H135ZM156 113H158V112H156ZM160 113H162V110H161V112ZM176 113V112H175ZM188 113H190L189 111H188ZM230 113H232V111L230 112ZM54 114V113H53ZM62 114H63V112H62ZM123 114H125V113H123ZM137 114V113H136ZM142 114V113H141ZM148 114V113H147ZM180 114H182V113H180ZM239 114V113H238ZM6 115V114H5ZM4 115V116H5ZM139 115V114H138ZM149 115H150V112H149ZM165 115V114H164ZM171 115V114H170ZM190 115H192V114H190ZM209 115V114H208ZM52 116H54V118H55V115H52ZM129 116H131V115H129ZM132 116L134 117V116H136V115H133L132 114ZM131 116V118H133ZM147 116V115H146ZM152 115H150V117H151ZM156 116V115H155ZM158 116L159 115H157V119H158ZM166 116V115H165ZM173 117H174V115H172ZM176 116V115H175ZM194 116V115H193ZM192 116V117H193ZM7 117V116H6ZM168 117H169V115H168ZM186 119H188L189 117H188V115H186ZM217 117V116H216ZM239 117V116H238ZM5 118V117H4ZM80 118V117H79ZM126 118H127V116H126ZM130 118V117H129ZM134 118H136V117H134ZM134 118L132 119V120H130L131 122L134 120ZM195 118V117H194ZM193 118V119H194ZM204 119H205V117H203ZM6 119H8V118H6ZM119 119V121H117ZM138 119V118H137ZM143 120L144 119H146V118H142ZM147 119H149L148 117H147ZM156 119V118H155ZM157 119H156V121H157ZM172 119V118H171ZM184 119V118H183ZM192 119V118H191ZM190 119V120H191ZM200 119V118H199ZM203 119V120H204ZM113 120L114 121H116V122H113ZM136 120V119H135ZM176 120V119H175ZM196 120V119H195ZM195 120H193V122H195ZM197 120H198V118H197ZM196 120V121H197ZM205 120H207V119H205ZM5 121V120H4ZM126 121H128V120H126ZM176 121H178V119L176 120ZM175 121V122H176ZM187 121H189V120H187ZM216 121H218V120H216ZM138 122V121H137ZM145 122V121H144ZM151 122H152V120H151ZM165 122L166 121H164V124H165ZM181 122V121H180ZM205 122V121H204ZM221 122H223V121H221ZM234 122V121H233ZM238 122V121H237ZM240 122V121H239ZM238 122V123H239ZM5 123V122H4ZM37 123H39V120H38V122ZM133 123V122H132ZM138 123H140V122H138ZM167 123V122H166ZM172 124L174 123V121H172L171 122ZM183 123V122H182ZM185 123H188V122H185ZM207 123V122H206ZM220 123V122H219ZM226 123V122H225ZM129 124V123H128ZM143 124V127L146 125L145 123H142ZM169 124V123H168ZM177 123H175V125H176ZM184 124V123H183ZM191 124H192V122H191ZM199 124V123H198ZM235 124H236V122H235ZM241 124H242V122H241ZM149 125V124H148ZM148 125H147V127H148ZM159 125V124H158ZM158 125H155V127L156 126H158ZM201 125H203V124H201ZM207 125V124H206ZM164 126V125H163ZM167 126V125H166ZM176 126H179V125H176ZM199 126V125H198ZM231 126V125H230ZM242 126V125H241ZM260 126V127H261ZM137 127H139V126H137ZM151 127V126H150ZM170 127V126H169ZM197 127V126H196ZM216 127V126H215ZM234 127V126H233ZM236 127V126H235ZM239 127V126H238ZM263 127V126H262ZM261 127V128H262ZM142 128V127H141ZM160 128V127H159ZM167 128V127H166ZM171 128H173V127H171ZM177 128V127H176ZM175 128V129H176ZM198 128V127H197ZM202 128V127H201ZM213 128V127H212ZM225 128V127H224ZM227 128V127H226ZM264 128V127H263ZM66 129V128H65ZM139 129V128H138ZM144 129H146V128H144ZM148 129H150L149 127H148ZM157 129H158V127H157ZM162 129V128H161ZM163 129H165V128H163ZM168 129V128H167ZM166 129V130H167ZM174 129V128H173ZM178 129V128H177ZM194 129V128H193ZM192 129V130H193ZM200 129V128H199ZM203 129V131L205 130L204 129V127L202 128ZM202 129H201V132L199 133V131L198 132H196V131H194L193 133H194V135H193V133H192V135L193 136H195V134L197 135H199V134H201L203 131H202ZM207 129V128H206ZM237 129V128H236ZM241 129H243V128H241ZM260 129V128H259ZM152 130V129H151ZM154 130H155V128H154ZM184 130V129H183ZM261 130H263V129H261ZM261 130H259V133L257 132V136L255 137V138H253V140H252V145L251 146H246V148H249L250 150H252V151H254V149L256 148V146H260V147H263V149H264V132L263 131H261ZM136 131H137V129H136ZM150 131V130H149ZM163 131V130H162ZM165 131V130H164ZM169 131H171V130H169ZM208 131H209V129H208ZM240 131V130H239ZM242 131V130H241ZM245 131V130H244ZM151 132V131H150ZM152 132H153V130H152ZM151 132V133H152ZM172 132V131H171ZM188 132H190V131H188ZM230 132H232V131H229L228 133H230ZM184 133H186V131L184 132ZM183 132H182V134H184ZM212 133V132H211ZM238 133H240V132H238L237 131V134ZM246 133V132H245ZM140 134V133H139ZM160 134V133H159ZM166 134V133H165ZM181 133H180V135H182ZM186 134H190V133H186ZM186 134H184V136L186 135ZM207 134H209V132L207 133ZM206 134V135H207ZM232 133H230V135H231ZM236 133H235V135H237ZM250 134V132L249 133H247V135H249ZM146 135L147 134H143L142 136H145L146 137ZM153 135V134H152ZM168 135H170V134H167V136ZM202 135V134H201ZM204 133H203V137H204ZM205 135V136H206ZM211 135H213V134H211ZM234 135V136H235ZM241 135V134H240ZM239 135V136H240ZM244 135V134H243ZM254 135V134H253ZM174 136V135H173ZM176 136V135H175ZM200 136V135H199ZM217 136H218V133H217ZM216 136V137H217ZM238 136V135H237ZM236 136V137H237ZM255 136V135H254ZM144 137V138H145ZM150 137H151V135H150ZM195 137H197V136H195ZM201 137V136H200ZM209 137H210V135H209ZM219 137V136H218ZM232 137V136H231ZM244 137H247V136H245L244 135ZM64 138H70V140H64ZM141 138V137H140ZM149 137H147L146 139H148ZM160 138V137H159ZM159 138H157V139H159ZM179 138H181L182 139V136L180 137L179 136ZM178 138V139H179ZM198 139H199V137H197ZM211 138H212V136H211ZM235 138V137H234ZM137 139H138V141H137ZM154 139H156V136L154 137ZM161 139V138H160ZM201 139V138H200ZM238 139H239V137H238ZM245 139V138H244ZM248 139L250 140V137H248ZM141 140V139H140ZM150 140V142H151V139H149ZM167 140V139H166ZM208 140V139H207ZM242 140V139H241ZM142 141V140H141ZM140 141V142H141ZM144 141H146L145 139H144ZM188 141H190V140H188ZM187 141V142H188ZM212 141H214V139L212 138L211 139V143L213 144V142ZM235 141V140H234ZM247 141V140H246ZM168 142V141H167ZM177 142H179V141H177ZM176 142V143H177ZM191 142V141H190ZM197 142V144H200V143H198L199 142V140L198 141H196ZM215 142H216V140H215ZM225 142V141H224ZM232 142V141H231ZM237 142H239V141H237ZM24 143H25V145L28 147V152H29V154L30 155H33V162L34 163H37V164H41V162H40V160H39V154H38V152L33 148V146L28 142V140H26V139H24ZM142 143V142H141ZM164 140H163V145H164ZM171 144H172V142H170ZM184 143V142H183ZM210 143V144H211ZM229 143V142H228ZM233 143V142H232ZM241 143H242V141H241ZM245 143V142H244ZM154 144V143H153ZM159 144H160V142H159ZM166 144V143H165ZM190 144V143H189ZM211 144V145H212ZM238 144V143H237ZM146 145V143L144 144V145H139V150H140V146L142 147V146H145ZM173 145V144H172ZM172 145H170L171 147H172ZM206 145V144H205ZM218 145V144H217ZM229 145V144H228ZM235 145V144H234ZM242 145V144H241ZM153 147H154V145H152ZM159 146V145H158ZM214 146H215V144H214ZM214 146H212L213 147V149H214ZM220 146V145H219ZM224 146V145H223ZM231 146H233V144H231ZM230 146V147H231ZM245 146V145H244ZM149 147V146H148ZM147 147V148H148ZM160 148H158V149H161V147H162V145H160L159 146ZM166 147H167V145H166ZM169 147V146H168ZM188 147H190L189 145H188ZM187 147V148H188ZM221 147V146H220ZM238 147V146H237ZM143 148H145V147H143ZM146 148V149H147ZM186 148V149H187ZM198 148H200V145H199V147ZM203 148V147H202ZM227 148V147H226ZM228 148H229V146H228ZM244 148V147H243ZM145 149V150H146ZM149 149V148H148ZM153 149V148H152ZM156 149V148H155ZM155 149H153V150H155ZM204 149V148H203ZM211 149V148H210ZM216 149V148H215ZM231 149V148H230ZM229 149V150H230ZM248 149V150H249ZM144 150V151H145ZM176 150V149H175ZM178 150V149H177ZM176 150V151H177ZM189 150H191V147L189 148ZM199 150V149H198ZM197 150V151H198ZM218 150V149H217ZM223 150V149H222ZM227 150V149H226ZM229 150H227V151H229ZM234 150V149H233ZM236 150V149H235ZM238 150V149H237ZM141 151V150H140ZM156 151V150H155ZM208 151V150H207ZM143 152V151H142ZM148 152V151H147ZM154 152V151H153ZM152 152V153H153ZM157 152V151H156ZM169 152H171V151H169ZM173 152V151H172ZM171 152V153H172ZM179 152V151H178ZM190 152V151H189ZM199 152V151H198ZM210 152H211V150L209 151V154H210ZM214 152V151H213ZM216 152V151H215ZM233 152V151H232ZM261 152V151H260ZM151 153V152H150ZM151 153V154H152ZM163 153V152H162ZM196 153V152H195ZM142 153H140V155H141ZM166 154V153H165ZM164 154V155H165ZM232 154V153H231ZM231 154H229V155H231ZM150 155V154H149ZM153 155V154H152ZM151 155V156H152ZM156 155V154H155ZM180 155H181V153H180ZM190 156L192 155V154H189ZM142 156V155H141ZM145 156H147V155H145ZM154 156V155H153ZM167 156V155H166ZM169 156V155H168ZM171 156H172V154H171ZM171 156H169V157H171ZM176 156V155H175ZM207 156V155H206ZM226 156V155H225ZM181 157H182V155H181ZM180 157V158H181ZM192 157V156H191ZM191 157H190V159H191ZM204 158V157H203ZM208 158H209V156H208ZM215 158V157H214ZM218 158H219V156H218ZM222 158H224V157H222ZM141 159H143V158H141ZM147 159V158H146ZM151 159H152V157H151ZM151 159H150V162H149V164H151ZM160 159V158H159ZM163 159V158H162ZM165 159V158H164ZM168 159V158H167ZM166 159V160H167ZM210 159V158H209ZM228 159V158H227ZM148 160L149 159H147V160H145L144 159V162L145 161H147L146 163H147V165H149L148 164ZM179 160V159H178ZM192 160H193V158H192ZM195 160H197L196 158H195ZM195 160H193L194 161V163H195ZM211 160H212V157H211ZM244 160H247L248 161V165H246V166H249L248 167V170H250L251 172L253 171V175H254V177H255V179H253V186H254V188L252 189V191L254 192V193H258V195H259V197L260 198H257V202H259L260 204H261V208H259V209H256L255 211H253L254 213V215H256L257 213H259L260 211H263V213H264V167H262L261 169L260 168H258V165L255 163V161L254 160H252V158L248 155V156H245L244 157ZM142 161V160H141ZM168 162H169V160H167ZM181 161H183L182 159H181ZM184 161H185V159H184ZM157 162H158V160H157ZM189 162V161H188ZM202 162V161H201ZM208 162V161H207ZM145 163V164H146ZM153 163V162H152ZM177 163L178 162H176V165H177ZM205 163V162H204ZM204 163H203V165H204ZM179 164H182V163H180L179 162ZM187 164V163H186ZM188 164H190L191 165V163H188ZM196 164H198V163H196ZM208 164V163H207ZM221 164V163H220ZM224 164V163H223ZM175 165V166H176ZM184 165H185V163H184ZM192 165H194L195 166V164H193L192 163ZM236 165V164H235ZM172 166V165H171ZM175 166H174V168H175ZM180 165H177V167H179ZM186 167L188 166V165H185ZM185 166H183L184 168H185ZM193 166V167H194ZM198 167H199V165H197ZM208 166V165H207ZM206 166V167H207ZM229 166V165H228ZM148 167V166H147ZM157 167V166H156ZM155 167V168H156ZM166 167V166H165ZM192 167V168H193ZM211 167V166H210ZM224 167V166H223ZM154 168V167H153ZM154 168V169H155ZM162 168V167H161ZM187 168H189V167H187ZM187 168H185V171H186V169ZM221 168V167H220ZM243 168V167H242ZM156 169H159V168H156ZM194 169H196L195 167H194ZM167 170V169H166ZM169 170V169H168ZM182 170V169H181ZM197 170V169H196ZM205 170V169H204ZM214 170H216V169H214ZM214 170H210V171H214ZM156 171V170H155ZM184 171V172H185ZM189 171H190V169H189ZM206 171V170H205ZM217 171V170H216ZM216 171H214V172H216ZM223 172H224V170H222ZM242 171V170H241ZM157 172V171H156ZM169 172V171H168ZM207 172V171H206ZM238 172V171H237ZM191 173V172H190ZM200 173H202V172H200ZM218 173V172H217ZM150 174L151 175H153V177H152V179H148L147 177H148V175H149V178L151 177L150 176ZM175 174V173H174ZM195 174V173H194ZM204 174V173H203ZM206 174H208V172L206 173ZM222 174V173H221ZM247 174H248V172H247ZM177 175H178V173H177ZM180 175V174H179ZM193 175V174H192ZM191 175V176H192ZM205 175V174H204ZM240 175H242V173H240ZM244 175V174H243ZM243 175H242V177H243ZM207 176V175H206ZM212 176V175H211ZM214 176H216V174L214 175ZM234 176H235V174H234ZM239 176V175H238ZM249 176H251L250 174H249ZM190 177V176H189ZM204 177V176H203ZM202 177V178H203ZM245 177V176H244ZM178 178H180V176L178 177ZM236 178V177H235ZM183 179V178H182ZM190 178H188V180H189ZM200 179H201V177H200ZM204 179V178H203ZM207 179H208V177H207ZM223 179V178H222ZM184 180V179H183ZM191 180V179H190ZM199 180V179H198ZM198 180H197V182H198ZM218 180V179H217ZM238 180V182L240 181L241 182V180H239V179H237ZM185 181V180H184ZM202 181V180H201ZM216 181V180H215ZM182 182V181H181ZM195 182V181H194ZM196 182V183H197ZM203 182V181H202ZM204 182H207V180L206 181H204ZM245 182V181H244ZM243 182V183H244ZM180 183V182H179ZM192 183H193V181H192ZM199 183V182H198ZM218 183V182H217ZM200 184V183H199ZM202 184V183H201ZM200 184V185H201ZM205 184V183H204ZM203 184V185H204ZM236 184H238V183H236ZM179 186H180V184H178ZM191 185H195V183L194 184H191ZM239 185V184H238ZM252 185V184H251ZM176 186V185H175ZM179 186H178V189H179ZM183 186H184V184H183ZM185 186H186V184H185ZM184 186V187H185ZM236 187H237V185H235ZM55 187H56V190H58L59 191V193L62 195V198H63V201L64 202H69L70 203V207H72L73 209H75L74 207V204H73V202H72V199L70 198V196H69V194L67 193V191H66V189L62 186V185H60V183H58V182H56V184H55ZM188 185L185 187L186 189H188ZM245 187V186H244ZM200 188H201V186H200ZM231 188V187H230ZM107 189V190H108ZM178 189H177V191H178ZM244 189L245 188H241V190H243L244 191ZM247 189V188H246ZM203 190V189H202ZM201 190V191H202ZM234 190V189H233ZM247 190H249V189H247ZM176 191V192H177ZM197 191V190H196ZM200 191V192H201ZM209 191V190H208ZM205 192H207V190L205 191ZM205 192H204V190L201 192V194L203 193V195H205V197L204 198H206V196H208L209 194L208 193H206L205 194ZM214 192V191H213ZM240 192H242V191H240ZM246 191H244V193H245ZM118 193H121L123 196H124V198H125V200L127 201V203H128V205L127 206H125V207H123V208H121V211H118L119 209H117L116 208V206H115V196L118 194ZM179 193H180V191H179ZM188 193H189V189H188ZM191 193H192V191H191ZM198 193V192H197ZM236 193V192H235ZM182 194V193H181ZM184 194V193H183ZM200 194V193H199ZM208 194V195H207ZM185 195V194H184ZM203 195H201V196H203ZM212 195V194H211ZM210 195V196H211ZM250 195H252V194H250ZM249 195V196H250ZM178 196V195H177ZM187 196V195H186ZM197 196V195H196ZM209 196V197H210ZM213 197H214V195H212ZM211 196V197H212ZM215 196H216V194H215ZM243 196V195H242ZM192 197V196H191ZM190 197V198H191ZM198 197V196H197ZM240 199L239 200H241V196H238ZM244 197V196H243ZM242 197V198H243ZM110 198H112L111 196H110ZM237 198V197H236ZM246 198V197H245ZM174 199V198H173ZM188 199V198H187ZM200 199V198H199ZM207 199H208V197H207ZM201 200V199H200ZM209 200H212V199H210L209 198ZM243 200V199H242ZM241 200V201H242ZM254 200V199H253ZM208 201V200H207ZM216 201L217 200H215V204H216ZM240 201V202H241ZM248 201V200H247ZM247 201H246V203H247ZM205 202V201H204ZM209 202V201H208ZM207 202V203H208ZM211 202V201H210ZM210 202L208 203V205L210 204ZM218 202V201H217ZM234 202H235V199H234ZM240 202H238V203H240ZM242 203H245V202H243L242 201ZM168 205V206H169ZM200 205V204H199ZM214 205V204H213ZM217 205V204H216ZM228 205V204H227ZM168 206H167V208H168ZM206 206V205H205ZM229 206V205H228ZM236 206H237V202H236ZM199 207V206H198ZM214 207H215V205H214ZM217 208H218V206H216ZM241 207V206H240ZM169 208H170V206H169ZM203 208V207H202ZM205 208V207H204ZM207 208V207H206ZM205 208V209H206ZM216 208V209H217ZM238 208V207H237ZM237 208L236 209H234L235 211L237 210ZM223 209V208H222ZM225 209V208H224ZM179 210H181V209H179ZM199 210V209H198ZM203 210V209H202ZM212 210H214V208H213V206H212ZM220 210V209H219ZM199 211H201V209L199 210ZM205 211H207V210H205ZM217 211H218V209H217ZM55 212V211H54ZM202 212V211H201ZM208 212H209V210H208ZM210 212H211V207H210ZM215 212H216V210H215ZM226 212V211H225ZM186 213H188L187 211H186ZM198 213V212H197ZM228 213V212H227ZM236 213V212H235ZM250 213H252V212H250ZM249 213V214H250ZM172 214V213H171ZM175 213H173V215H174ZM189 214V213H188ZM208 214V213H207ZM211 214H213V213H210V215L209 216H207L208 217V219H210V216L212 217V215ZM260 214H262V212L260 213ZM46 215V214H45ZM80 215H82V214H80L79 213V216ZM172 215V216H173ZM182 215H183V213H182ZM218 215V216H217ZM230 215L231 216H233L231 213H230ZM244 215V214H243ZM254 215H252L251 217H253V219H254V217H256V216H254ZM83 216V215H82ZM187 216V215H186ZM185 216V217H186ZM189 216V215H188ZM200 216V215H199ZM215 216H217V217H220L219 216V214L217 213V214H215ZM230 216V217H231ZM235 216V215H234ZM249 215H247V217H248ZM177 217V216H176ZM179 217V216H178ZM206 217V216H205ZM204 217V218H205ZM229 217V216H228ZM230 217H229V219H230ZM238 217V216H237ZM236 217V218H237ZM250 217V218H251ZM199 218V217H198ZM197 218V219H198ZM232 218V217H231ZM185 219V218H184ZM190 219H193V218H189V220ZM196 219V217L192 220V221H194ZM202 219V218H201ZM207 219V218H206ZM216 220H217V218H215ZM220 219V218H219ZM218 219V220H219ZM224 219V218H223ZM227 219V218H226ZM232 219H235V218H232ZM238 219V218H237ZM188 220V219H187ZM199 220V219H198ZM198 220H197V222H198ZM213 220V219H212ZM217 220V221H218ZM204 221V220H203ZM202 221V222H203ZM208 221V220H207ZM206 221V222H207ZM224 222H223V226H224V223H226L225 222V219L223 220ZM244 221V220H243ZM251 221V220H250ZM249 221V222H250ZM253 221V220H252ZM197 222H196V224H197ZM200 222V221H199ZM220 222H222V218H221V221ZM234 222V221H233ZM257 222V221H256ZM261 222V221H260ZM259 222V223H260ZM39 223V222H38ZM173 223V222H172ZM190 223H191V221H190ZM201 223V222H200ZM204 223V222H203ZM201 224V226L200 227H202V225H204V224ZM218 224H219V221L217 222ZM217 223H214V224H216V225H218ZM235 223V222H234ZM239 223H241V222H239ZM251 223V222H250ZM253 223V222H252ZM258 223V224H259ZM193 224L194 225H196L195 224V221L193 222ZM186 225V224H185ZM198 225V224H197ZM206 225V224H205ZM240 225V224H239ZM211 226H213L212 224L210 225V227ZM221 226H222V223H221ZM226 226V225H225ZM228 226V225H227ZM237 226H238V224H237ZM217 227V226H216ZM247 227V226H246ZM249 227V226H248ZM207 228H208V226H207ZM212 228V227H211ZM238 228V227H237ZM219 229V227L217 228V230ZM236 229V228H235ZM240 229V228H239ZM239 229H238V231H239ZM225 230V229H224ZM231 230H232V228H231ZM230 230V231H231ZM219 231L220 230H218V233H219ZM238 231H236V232H238ZM190 232V231H189ZM199 232V230L197 231V233ZM221 232H223V229L221 230ZM220 232V233H221ZM245 232V231H244ZM204 233V232H203ZM215 233H217V232H215ZM224 233H226V230L224 231ZM228 233H230V232H227L225 235H227ZM235 233V232H234ZM239 233H241V231H239ZM253 233V232H252ZM231 234V233H230ZM243 234V233H242ZM215 235V234H214ZM213 235V236H214ZM225 235H223L222 234V236H225ZM239 235V234H238ZM248 235H250L251 236V234H248ZM253 235V234H252ZM195 236V235H194ZM216 236V235H215ZM217 236H219V234L217 235ZM221 236V235H220ZM222 236H221V238H222ZM227 236H229L230 238H228L229 240L231 239H233L234 237H232L231 238V235H227ZM227 236H225V238L227 237ZM232 236H233V234H232ZM249 237V236H248ZM211 238H212V236H211ZM242 238V237H241ZM246 238V237H245ZM213 239V238H212ZM217 239H219V238H217ZM252 239H253V237H252ZM222 240V239H221ZM223 240H224V238H223ZM235 240L236 239H234V240H232V241H234L235 242ZM238 240V239H237ZM236 240V241H237ZM241 240V239H240ZM242 240H243V238H242ZM245 240H248V239H245ZM212 241V240H211ZM214 241V245H215V239L213 240ZM217 241V240H216ZM223 242V241H222ZM221 242V243H222ZM240 242V241H239ZM247 242H250L249 240L247 241ZM217 243H218V241H217ZM220 243V244H221ZM224 243V242H223ZM236 243V242H235ZM211 244V243H210ZM213 244V243H212ZM236 244H240L241 245V243H236ZM249 244V243H248ZM260 244H261V242H260ZM263 245V244H262ZM131 246V247H132ZM209 246V245H208ZM211 246V245H210ZM224 246H226V244L224 243ZM131 247H130V249H131ZM212 247H214V246H212ZM218 247V246H217ZM237 247V246H236ZM241 247H242V245H241ZM251 249H252V247L251 246H249ZM263 247V246H262ZM226 248L227 249H229L227 246H226ZM133 249V248H132ZM131 249V250H132ZM217 248H215V250H216ZM221 249V248H220ZM219 249V250H220ZM105 250H106V254L108 255L109 254V251L105 248ZM222 250V249H221ZM248 250H250V249H248ZM247 250V251H248ZM212 251V250H211ZM242 251L243 252H245V250H243L242 249ZM253 251H254V249H253ZM135 251H133V253H134ZM204 252V251H203ZM225 252V251H224ZM229 252H231V251H229ZM240 252V255H241V250H239L238 251V253ZM251 252H252V250H251ZM258 252V251H257ZM263 252H264V249H263ZM210 253V252H209ZM213 253H214V251H213ZM213 253H210V255H212ZM246 253V252H245ZM250 254V253H249ZM261 254H264V253H261ZM207 255L209 256V254L207 253ZM228 253H227V257H228ZM232 255V254H231ZM238 257H239V254L237 255ZM251 256V255H250ZM138 257V256H137ZM203 257V258H202ZM235 257H236V255H235ZM207 258V257H206ZM206 258H204V259H206ZM210 257H208V259H209ZM241 258V257H240ZM259 258H260V256H259ZM207 259V260H208ZM211 259V258H210ZM225 259V258H224ZM227 259V258H226ZM214 260H215V258H214ZM221 260H222V258H221ZM237 260H238V258H237ZM206 261V260H205ZM209 261V260H208ZM211 261V260H210ZM213 261V260H212ZM225 261V260H224ZM227 261V260H226ZM241 261V260H240ZM255 261V260H254ZM223 262V261H222ZM233 263H234V261H232ZM235 262H236V260H235ZM256 262V261H255ZM212 263V262H211ZM233 263H231V264H233ZM240 263V262H239ZM239 263H237L236 262V264H239ZM241 263H243V262H241ZM240 263V264H241ZM245 263V262H244ZM204 264H207V263H204ZM214 264V263H213ZM218 264V263H217ZM225 264H230V262H228V263H225ZM235 264V263H234ZM255 264V263H254ZM259 264V263H258Z\"/></svg>", "mask_w": 264, "mask_h": 264}]
</instances>
